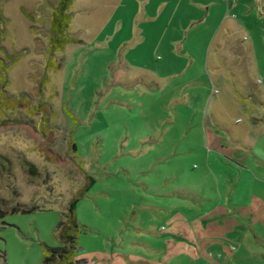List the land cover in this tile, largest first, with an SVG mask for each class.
I'll use <instances>...</instances> for the list:
<instances>
[{
	"label": "rangeland",
	"instance_id": "rangeland-1",
	"mask_svg": "<svg viewBox=\"0 0 264 264\" xmlns=\"http://www.w3.org/2000/svg\"><path fill=\"white\" fill-rule=\"evenodd\" d=\"M57 1L0 0V96L30 104L0 196L37 207L0 217V264H44L89 175L80 264H264V0H74L42 86Z\"/></svg>",
	"mask_w": 264,
	"mask_h": 264
},
{
	"label": "trees",
	"instance_id": "trees-1",
	"mask_svg": "<svg viewBox=\"0 0 264 264\" xmlns=\"http://www.w3.org/2000/svg\"><path fill=\"white\" fill-rule=\"evenodd\" d=\"M74 0H58L56 5L52 8V20L51 27L49 30V54L50 58L47 64V70L44 78L41 80L42 86L47 82L50 68H56L58 66L56 58H58L59 53L63 51L65 46L69 44L71 41H77L79 37L77 34H74L71 28V22L73 17L72 5ZM23 11L29 18H33L32 12L23 7ZM3 18L4 15H3ZM7 56L9 55L7 51H5ZM2 71L1 75L3 78H0L3 83L8 81V67L6 64V60L2 59L1 62ZM0 75V77H1ZM43 91V89H41ZM18 98H14L7 93L5 89H1L0 96V124L6 123L10 119L8 118L7 110L17 105L24 104L25 106H29L28 103H23L26 99L25 94L16 95ZM43 101V100H42ZM42 110H45L46 107L44 102H42L41 106ZM40 123L43 124L41 121ZM72 149L74 152L77 150V146L75 142H72ZM2 161H7V163H11V160L5 156H0ZM0 162L2 163V161ZM25 163L29 166L30 172L34 176L37 174L36 170L31 168V163L25 160ZM95 183V178L92 176H88V181L83 188L78 191V195H74L71 201L68 204L67 212L64 214L63 219L59 222L57 226V232L59 238L61 240L60 246L48 247V253L45 258L44 264H80V260L76 259V250L78 248V231L81 226L78 222L76 208L78 202L81 197L85 195L90 189V187ZM15 195H18V192L13 191ZM12 200H8L0 196V217L4 218L9 212H28L35 210L37 207L29 208L28 206H19L20 204H16V206L11 205Z\"/></svg>",
	"mask_w": 264,
	"mask_h": 264
},
{
	"label": "crops",
	"instance_id": "crops-1",
	"mask_svg": "<svg viewBox=\"0 0 264 264\" xmlns=\"http://www.w3.org/2000/svg\"><path fill=\"white\" fill-rule=\"evenodd\" d=\"M211 244H213V243H211Z\"/></svg>",
	"mask_w": 264,
	"mask_h": 264
}]
</instances>
